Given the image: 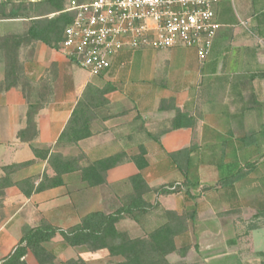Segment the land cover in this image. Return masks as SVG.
I'll list each match as a JSON object with an SVG mask.
<instances>
[{"label":"crops","instance_id":"obj_1","mask_svg":"<svg viewBox=\"0 0 264 264\" xmlns=\"http://www.w3.org/2000/svg\"><path fill=\"white\" fill-rule=\"evenodd\" d=\"M216 21L222 27L206 60L194 48L124 49L100 76L77 66L61 45L36 42L21 48L20 83L0 92V180L12 183L0 209V263L19 245L25 225L36 228L46 221L68 231L91 213H113L129 191L127 181L137 175L152 188L178 186L173 193H150L146 200L191 217L188 231L176 240L179 249L190 247H179L180 239L218 235L214 225L221 220L264 207V0H225L216 9ZM26 23L0 20V39L25 36ZM5 76L0 49V84ZM23 80L29 85L24 87ZM89 84L111 87L107 104L96 110L100 120L93 124V136L78 146L56 148ZM30 102L45 106L36 117V138L25 142L20 133L27 128ZM177 109L196 119L195 128L171 130ZM35 149L66 157L84 153L83 167L120 154L128 159L108 171L105 185L89 187L80 172H73L63 176L62 185L37 192L45 177L56 173ZM143 150L148 166L140 169L132 158ZM13 165L22 166L7 175L3 169ZM240 169L246 174L226 184ZM53 243L90 253L66 246L58 235L46 245L56 256L49 247ZM99 253L107 252L90 254ZM27 260L38 264L31 255Z\"/></svg>","mask_w":264,"mask_h":264},{"label":"trees","instance_id":"obj_2","mask_svg":"<svg viewBox=\"0 0 264 264\" xmlns=\"http://www.w3.org/2000/svg\"><path fill=\"white\" fill-rule=\"evenodd\" d=\"M70 0H41L31 4L17 5L11 0H0V20H26L25 36L7 35L0 39V49L4 52L6 76L0 84V92L4 89L16 87L20 83L22 65L20 50L36 42H43L50 47L59 48L65 39L66 29L74 22L75 14L66 11V3ZM29 84L23 80V86ZM111 87L99 88L89 84L76 106L71 119L56 144L62 146H78L85 139L93 136V124L100 119L96 110L107 104L106 94ZM44 103H29L27 112V128L20 133V138L31 142L37 136L36 117L44 108ZM196 119L188 114L176 110V116L171 124V130L183 127L195 128ZM193 148L183 152H191ZM37 157L47 159L54 169L56 177L47 180L45 177L35 191L60 186L64 183L63 176L73 172H80L82 181L89 187H99L107 183V173L110 169L119 166L128 158L122 154L115 155L101 161L81 166L85 159L84 153L77 157H66L62 153L34 150ZM145 150L142 155L132 158L140 169L148 166L145 159ZM22 165L5 167L8 175ZM246 174L244 169L239 170L226 184L238 181ZM129 191L120 198L121 206L111 214L95 212L85 216L81 223L63 231L44 221L39 227H23L22 238L15 251L0 264H29L27 258L32 256L38 264H88L82 259H70L58 263V258L46 245L60 235L65 245L72 248L83 247L90 253L106 251L110 258L107 264H188L186 258L190 247H177V238L183 236L189 229V215H180L176 211L166 210L159 203L150 204L146 197L150 193L169 194L176 192L178 186L169 189L165 187H150L141 175L127 181ZM12 183L0 180V209L3 208L5 190ZM23 186V184H19ZM33 191L26 192L31 195ZM160 213V223L144 236L132 237L128 232L121 231L118 224L123 220H131L145 229L150 217ZM178 254L180 260L172 262L171 257ZM260 264H264V261Z\"/></svg>","mask_w":264,"mask_h":264},{"label":"built area","instance_id":"obj_3","mask_svg":"<svg viewBox=\"0 0 264 264\" xmlns=\"http://www.w3.org/2000/svg\"><path fill=\"white\" fill-rule=\"evenodd\" d=\"M223 1L70 0L66 11L75 19L61 46L94 76L105 74L124 49L194 48L206 60L222 27L216 9Z\"/></svg>","mask_w":264,"mask_h":264},{"label":"rangeland","instance_id":"obj_4","mask_svg":"<svg viewBox=\"0 0 264 264\" xmlns=\"http://www.w3.org/2000/svg\"><path fill=\"white\" fill-rule=\"evenodd\" d=\"M159 216L160 213H157L151 217L145 229L131 221L122 222L118 228L128 230L132 237H141L160 223ZM215 227L218 228V235L193 234L179 240V247L185 244L190 246L191 252L187 258L190 264H260L264 261V207H251L239 217L221 220L219 226ZM49 247L56 251L58 263L68 259H82L88 264H107L110 261L107 253L91 255L85 251H67L59 243ZM209 247L212 253L207 254ZM178 260V254L171 257L172 262Z\"/></svg>","mask_w":264,"mask_h":264}]
</instances>
